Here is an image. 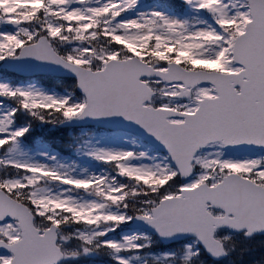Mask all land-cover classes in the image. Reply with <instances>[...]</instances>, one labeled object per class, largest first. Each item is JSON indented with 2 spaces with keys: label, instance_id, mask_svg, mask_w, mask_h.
<instances>
[{
  "label": "snow or ice",
  "instance_id": "snow-or-ice-1",
  "mask_svg": "<svg viewBox=\"0 0 264 264\" xmlns=\"http://www.w3.org/2000/svg\"><path fill=\"white\" fill-rule=\"evenodd\" d=\"M0 67V264H264V0H0Z\"/></svg>",
  "mask_w": 264,
  "mask_h": 264
},
{
  "label": "rangeland",
  "instance_id": "rangeland-1",
  "mask_svg": "<svg viewBox=\"0 0 264 264\" xmlns=\"http://www.w3.org/2000/svg\"><path fill=\"white\" fill-rule=\"evenodd\" d=\"M139 3L143 6H147L150 7L152 5H155L156 3L153 0H139ZM144 147H147V145L145 144Z\"/></svg>",
  "mask_w": 264,
  "mask_h": 264
},
{
  "label": "trees",
  "instance_id": "trees-1",
  "mask_svg": "<svg viewBox=\"0 0 264 264\" xmlns=\"http://www.w3.org/2000/svg\"><path fill=\"white\" fill-rule=\"evenodd\" d=\"M154 1H156L157 3H162V2H164V0H154ZM2 72H4V71H0V73H2Z\"/></svg>",
  "mask_w": 264,
  "mask_h": 264
}]
</instances>
